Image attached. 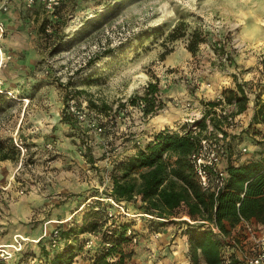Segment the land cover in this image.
<instances>
[{"label": "rangeland", "instance_id": "1", "mask_svg": "<svg viewBox=\"0 0 264 264\" xmlns=\"http://www.w3.org/2000/svg\"><path fill=\"white\" fill-rule=\"evenodd\" d=\"M7 12L10 8L0 11ZM44 12L47 18L44 16L43 21L35 25L38 36L32 39L28 24L19 29L14 23L8 27L5 22L3 30L0 28V141L13 142L14 138H19L38 146L50 141L58 152L56 142L59 137L54 132L58 131L60 136L66 131L68 134L75 132L79 156L67 162L56 154L52 170L57 178L59 169L69 165L73 167L69 170L81 173L78 177L84 179L86 175L85 179L91 181L95 178L94 184L88 183L89 188L81 194L85 199L102 196L101 187H108L115 162L128 155L127 150L132 145L138 148L137 139H141L144 125L152 118L174 117L171 130L178 127L183 131L189 126L187 119L196 117L194 114L202 111L203 101L212 99L213 92L207 91L211 84L208 81L212 74L210 67L219 70L233 64L220 62V48L232 54L235 43H245L239 48L264 66V0H63L56 17ZM44 23V29L47 24L51 26L50 33L42 31ZM22 29L25 35L28 34L26 42L19 39ZM195 29L206 37V41L199 44L193 55L188 50V43ZM26 43L33 48L23 50ZM18 47L25 53L17 50ZM107 49L112 50L108 53ZM151 82L158 83L161 89L158 98L164 105L156 114H151L150 120L141 121L139 103L132 104L131 98L142 95ZM162 90H166L169 97H163ZM260 93L264 97L263 90L255 91V96ZM71 96L79 103L87 101L98 122L111 118L113 123L107 125L105 134H88L86 128L65 115L66 101ZM106 141L109 148L105 147ZM106 151L111 153L109 159ZM41 154L40 151L36 159H40ZM89 155L95 157L92 164ZM35 160L32 162L34 171L30 172L34 179L39 175L35 166L39 162L43 166L41 160ZM10 161L14 169L16 159ZM57 161L60 166H56ZM101 169L102 173L99 172ZM56 178L52 183L44 184L41 190H45V185L57 182ZM109 206L106 203V209ZM110 207L113 211L118 208ZM86 209L88 207L83 211ZM83 215L87 216L88 212ZM99 216L102 221L103 215ZM121 216L122 213L116 214L118 219ZM170 219L179 222L187 218L180 209ZM143 220L141 227L135 229L140 238L151 241V245H145L147 254L156 255L158 250L154 243L163 242L142 234ZM72 223L78 225L75 221ZM179 232L171 237V244L176 236L184 234L183 230ZM42 233L39 240L31 239L24 247L20 244L22 241L11 247L0 245L11 253L3 264H49L54 249L50 234H46V229ZM85 235L79 238L90 237L89 233ZM36 244L40 246V253ZM79 245L77 242L73 264H91L88 249ZM42 249L47 253H42ZM22 254L27 258L21 260Z\"/></svg>", "mask_w": 264, "mask_h": 264}, {"label": "trees", "instance_id": "2", "mask_svg": "<svg viewBox=\"0 0 264 264\" xmlns=\"http://www.w3.org/2000/svg\"><path fill=\"white\" fill-rule=\"evenodd\" d=\"M45 24L41 27L42 31L45 30ZM205 41L206 37L195 29L190 35L188 50L195 55L199 44ZM111 50L107 49L106 52L110 53ZM219 50L221 60L225 51L221 48ZM229 58L232 64L233 57L230 54ZM160 90L157 82H151L145 92L134 95L131 102L137 105L142 101L145 103L146 114H156L164 105L158 98ZM221 94L223 99L203 101L206 110L204 116L195 121L196 129L187 127L180 133L166 128L157 132L153 140L138 147L134 154L118 159L112 174L113 186L109 196L117 203L130 205L134 212L151 215V218L143 220L144 228L151 234L160 231L162 222L156 220L184 224L181 227H185L183 233L188 237L187 254L191 264H222L220 252L223 242L216 238L206 223L214 222L225 235L238 239L236 228L241 219H246L255 223L260 233H264V153L259 159L244 164L235 165L229 162L226 166V185L217 196L204 193L193 177L189 155L200 139L207 136L209 125L214 130L229 135L223 129L225 124L229 125L228 120L224 115L219 116L217 108H228L230 114L236 116L248 107L250 97L242 83L236 82V91L229 89L227 94L224 91ZM92 105L96 106L95 103ZM254 107L251 124L264 123V100L261 93L255 97ZM228 149L231 150V138ZM17 154L11 140L0 141V162L15 160ZM172 155L176 156L174 160H171ZM96 202L100 204L99 201ZM184 206L188 219L179 222L170 219ZM104 210L95 211L89 208L81 225L72 224L60 229V243L54 249L49 264H73L78 250L77 242L80 248L86 246L87 238H79L84 233L99 235L94 245L87 248L91 264L130 262L134 251L127 248V244L131 243L127 231L129 228L135 229L136 223L134 220L118 219L116 216L111 220ZM99 214L103 215L102 221ZM97 228L100 230L96 231ZM135 232L138 235L136 229ZM44 251L42 249V253ZM25 258L27 256L22 254L21 260ZM232 264H239V261L233 259Z\"/></svg>", "mask_w": 264, "mask_h": 264}, {"label": "crops", "instance_id": "3", "mask_svg": "<svg viewBox=\"0 0 264 264\" xmlns=\"http://www.w3.org/2000/svg\"><path fill=\"white\" fill-rule=\"evenodd\" d=\"M8 4L10 12L5 14L0 13V20H2L3 25L7 23L8 27H10L9 24L14 23L15 27L21 29L22 27L26 28L25 26L28 24L29 27H27V29H31L32 32L31 39L34 36H38L37 30H34L35 25L39 24L41 20L43 21L45 16V10L41 3L36 2L30 9L24 4L23 0H9ZM45 18L47 17L45 16ZM24 31L25 30L20 32L23 36L20 34L21 36L19 37L22 42H26L28 38V34L25 35ZM260 43H262V41ZM23 48V50H29L33 47L27 44L24 45ZM259 48L261 47H258V49ZM17 50L24 52L21 47H18ZM232 56L234 58L233 64L226 69L218 70L216 67H210L212 74L209 76L208 81H210L211 84L210 89H207V91L211 90L213 92L211 100H215L222 95L221 93L223 91L226 94L229 89L236 91V82H239L244 84L250 97L248 107L237 114V124L233 127L226 128L231 138V151L230 155L223 161L224 166H227L229 162L235 165L244 164L259 159L262 153H264V123L251 124L255 112V91L259 92L263 90L264 92V66L263 63L260 64L257 62L256 57L249 53L246 54L240 48H235ZM162 95L163 97H169L166 90H162ZM261 97L264 100V97ZM200 109L204 112L206 110L205 106H201ZM235 109L236 108H234V110ZM174 119V117H163L157 120L155 118L149 119L150 121L143 127L141 144L138 147H143L145 143L153 140L157 132L166 128L171 129L175 123ZM175 129H178V127H175L174 130ZM54 135L59 137V140L56 142L59 148V158L66 159L67 162H71L70 158L76 159L75 156L78 155L76 152L78 147L76 144L78 142L75 136L76 133L68 134V131H66L65 135L60 136L59 132L55 131ZM136 150L137 148L132 145L127 150L126 154L128 155L120 157L119 159L129 157L134 154ZM65 155H67V157H64ZM93 157L94 156L91 157V155H89V158H91L89 161L90 164L95 160V157ZM175 158L176 156L172 155L171 160ZM94 164L96 165V163ZM41 165L42 164L39 162L35 166V170L39 174L35 175V179L32 178L31 175H27L23 179L24 183L27 185L28 183L30 184L32 188L30 192L26 195H19L17 186L20 182L14 179L15 168L13 169V162L10 160L0 162V245L2 246L11 247V244L13 246L15 243L17 244L22 241L20 244L24 247L31 239L36 241L39 240L43 236V229H46V234H51L57 227L65 229L72 225L74 221L78 225H81L84 221L83 214L88 209L83 211L86 207V199L84 196L82 197L81 194H83L86 188H89L88 183L92 186L96 179L93 178L92 181L86 180V175H84V179H82V177H78L79 175L81 176L79 171L72 172L73 167L67 165L60 168L57 172L59 173L56 178L57 182L55 181L53 185H45L46 188L42 191L41 189L45 183V171ZM56 166H60V162L57 161ZM69 168L72 170H69ZM99 172L102 173V169L99 170ZM89 178H91V176ZM109 185H113L112 179H110ZM122 205H125L128 211L125 213L122 208L118 207L115 209V212L116 214L122 213L121 218L123 220H131L134 214L140 213L134 212L130 205L124 203ZM181 209L184 210V218L188 219L185 206L181 207ZM38 221L39 223L36 224ZM159 222H162V224L159 227L160 233L157 237H155L154 233L151 234L148 232L147 228L141 230L144 236L147 235L150 239L153 237L159 238L163 242L162 244H158L157 242L154 243V245H157L156 247L158 250L156 251V255L151 253L150 255L147 254L145 248L148 246L147 244L151 245V241L142 237L140 238L139 244H129L127 246L129 250L132 249L134 251L133 258L130 262L132 264H153V262L154 264H175L176 262L180 264H190L187 254L188 239L186 235L176 236L172 244L170 241L171 237L173 238L176 235V231L177 233H181L179 231L183 230L185 227H181L178 224V226H176L174 223H164V221ZM140 225L141 224L137 222L135 228H140ZM85 234L87 233L79 236H86ZM36 248L38 253H40L41 250L38 244H36Z\"/></svg>", "mask_w": 264, "mask_h": 264}, {"label": "built area", "instance_id": "4", "mask_svg": "<svg viewBox=\"0 0 264 264\" xmlns=\"http://www.w3.org/2000/svg\"><path fill=\"white\" fill-rule=\"evenodd\" d=\"M8 1L9 0H3L0 5V11L8 10ZM62 1L63 0H23L24 4L27 7H32L36 2H40L44 10L52 18L57 16V11L61 7ZM0 28L3 30V23H0ZM45 30L46 32L50 33L52 31L51 26L47 24ZM239 46L243 47L245 46V43H241L238 41L237 43H235V45H233V48H239ZM229 54L232 57V54L226 51L221 60H219L224 64L229 65L231 63ZM218 99H223L222 95L219 96ZM189 105V103L185 104L186 107H189ZM139 107L141 109L140 120L145 121L146 119H149V117H151V114L145 113V103L140 101ZM204 113L205 112L199 110L198 113L194 114V116L196 117L187 119V121L189 122L188 128L192 127L193 129H196L197 125H195V121L202 118L204 116ZM217 113L219 114V116L224 115L228 120L227 122L229 123V125L227 126V124H225L223 129L233 127L238 122L237 115L232 116L228 108H217ZM65 115L76 120L83 129L86 128V132L88 134L92 133L94 136L105 134L107 125L113 123L111 118L109 120L108 117L103 121L98 122L95 118H93L94 116H92V112L87 106V101L79 103L78 100L72 96L69 97L66 101ZM207 122L209 123L208 119ZM178 131L180 133H183L185 129H183V131ZM140 140L141 139H137L138 144H141ZM107 142L108 141H106L104 144L106 148H109ZM229 142V135H226L220 130H214L209 125V132L207 136L200 139L197 147L189 155V162L193 177L204 193H210L214 196H217L226 185L228 174L223 161L229 155ZM13 144L18 152L14 169V179L20 182L17 186V192L19 195H26L32 189L29 185L23 182V179L27 175H30L31 171H34L35 164H33L32 162L38 157L40 151L42 153L40 159L36 160H41L43 163L45 171L44 184H50L55 180L57 174L52 170V164L54 162L53 157L58 154V152L56 151L53 142L49 141L43 146H38L31 145L26 141H23L22 139L14 138ZM90 144L91 141H89V146ZM106 154L109 159L111 153L106 151ZM112 186L113 185H108L107 188L101 187V197L89 196L85 200L86 208L88 207V209L90 208L95 211H101L104 208L107 217H109L111 220H113L116 216V212L113 211L112 207H110L112 205L122 208L126 213L124 208L125 206L121 203H117L109 196V193L112 190ZM96 201H99L100 204ZM106 203H109L110 205L109 207H107V209ZM182 205H184V203ZM133 216L134 220L139 223L142 222L144 217H152L147 213H138L134 214ZM206 226L214 232L217 239L223 242V246L220 252L222 264H232L233 259H237L239 261V264H264V233H260L259 228L252 221L241 219L239 226H237L236 228L239 234L238 239L225 235L214 222L206 223ZM107 232L110 233V230H107ZM159 233L160 231L154 233L155 237H157ZM127 234L131 237V243L134 245L137 244V242L139 241V237L136 234L135 229L129 228ZM86 238V248H91L94 245L95 241L99 238V235L96 233H92L90 234V237ZM59 243L60 229L55 228L50 234V244L51 247L55 249L58 247ZM107 245L109 246L110 244ZM10 257V251L5 249L4 247L0 248V264L6 262V260H8ZM127 264L132 263L128 262Z\"/></svg>", "mask_w": 264, "mask_h": 264}, {"label": "bare ground", "instance_id": "5", "mask_svg": "<svg viewBox=\"0 0 264 264\" xmlns=\"http://www.w3.org/2000/svg\"><path fill=\"white\" fill-rule=\"evenodd\" d=\"M173 116V115H172ZM162 117H163V115H162ZM162 117L161 116H159L157 119H162ZM167 123V122H166Z\"/></svg>", "mask_w": 264, "mask_h": 264}]
</instances>
